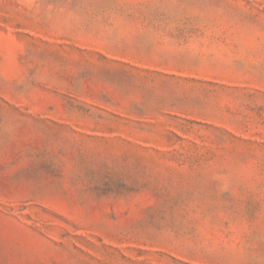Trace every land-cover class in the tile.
I'll list each match as a JSON object with an SVG mask.
<instances>
[{
	"label": "rangeland",
	"instance_id": "rangeland-1",
	"mask_svg": "<svg viewBox=\"0 0 264 264\" xmlns=\"http://www.w3.org/2000/svg\"><path fill=\"white\" fill-rule=\"evenodd\" d=\"M0 264H264V0H0Z\"/></svg>",
	"mask_w": 264,
	"mask_h": 264
}]
</instances>
